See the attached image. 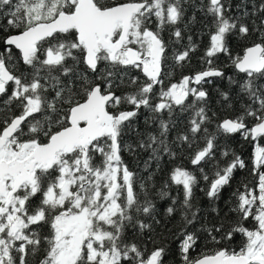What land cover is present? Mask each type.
Here are the masks:
<instances>
[{"label": "snow or ice", "instance_id": "1", "mask_svg": "<svg viewBox=\"0 0 264 264\" xmlns=\"http://www.w3.org/2000/svg\"><path fill=\"white\" fill-rule=\"evenodd\" d=\"M261 141L264 0H0V264H264Z\"/></svg>", "mask_w": 264, "mask_h": 264}, {"label": "trees", "instance_id": "2", "mask_svg": "<svg viewBox=\"0 0 264 264\" xmlns=\"http://www.w3.org/2000/svg\"><path fill=\"white\" fill-rule=\"evenodd\" d=\"M189 15H191V9H189ZM197 17L198 19H200V14L197 13ZM201 29V25L200 23H197L195 25V27L193 28V31H192V35H193V39L200 45V49L195 52L193 54V59H192V62H191V65L185 67L183 69V74H190L192 73L193 71H196L200 68V65L198 63V58L202 55V51H203V48L207 45L208 43V36L207 35H203L202 37V40H201V36L198 35V30ZM185 36H187V33L185 34ZM165 38H167V33H165ZM186 42V40H185ZM238 51V49H237ZM221 59H225L224 57H221ZM228 73L230 74L231 73V70H227ZM134 74H139V73H134ZM180 75H181V72L177 71L174 75V78L172 80V82H175L177 81L179 78H180ZM169 83V81L166 79L165 80V85H167ZM210 88V90L213 88V87H220L222 89H227L228 88V84H227V81H217L215 86H208ZM213 102H215V96H213ZM145 115H147L146 113L141 115V117L139 118L138 120V124H139V127H140V130L143 131L144 128H145V124H144V117ZM261 143H264V141H261ZM231 146L248 162L249 164V169L251 168V161H250V154H251V151H252V147L250 144H248L246 141H243L239 135H237L231 142ZM147 157V153H143L140 155L139 157V160H135L133 157L131 156H128L127 154H125V159L128 160L130 162V164L135 167V165L137 163H141L143 162V160ZM186 165H187V162H185ZM188 167H191V165H187ZM245 178H248V179H251V177L249 176V173H248V169L244 170V171H240V172H237L236 173V178L235 180H233V187L239 183L240 181L244 180ZM200 187H205V184L203 181H201L200 183ZM231 193V189H226L225 192H224V197L225 199L230 195ZM196 198H197V201L202 205V206H207V198L205 197L204 193L201 192L199 190V188H197L196 190ZM220 206L223 208L224 207V200L222 199L220 201ZM163 211V209L161 208V212ZM170 228H173V230H175V228L173 227V225H169ZM239 240H240V237L237 236L235 241H233L232 243H230L228 245L229 248L231 247H235L238 245L239 243ZM224 245H214L212 244L211 242L209 241H204L203 238H201V241L198 245V247L196 248L195 252L193 253V255H197V254H200L201 252H204V253H207V254H211L217 247H223ZM172 249L173 251H175L176 249V244L173 243L172 244ZM168 264H172V261H171V258H169V261H168Z\"/></svg>", "mask_w": 264, "mask_h": 264}]
</instances>
